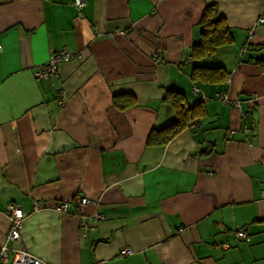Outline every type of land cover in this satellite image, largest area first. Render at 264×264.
Here are the masks:
<instances>
[{"label":"crops","instance_id":"crops-1","mask_svg":"<svg viewBox=\"0 0 264 264\" xmlns=\"http://www.w3.org/2000/svg\"><path fill=\"white\" fill-rule=\"evenodd\" d=\"M207 6L233 41L194 63ZM263 12L264 0H0V246L47 264H264ZM57 51L78 58L37 80ZM217 64L230 103L208 99L198 128L145 146L172 120L164 90ZM123 94L135 103L120 111ZM9 204L23 222L7 242Z\"/></svg>","mask_w":264,"mask_h":264},{"label":"trees","instance_id":"trees-1","mask_svg":"<svg viewBox=\"0 0 264 264\" xmlns=\"http://www.w3.org/2000/svg\"><path fill=\"white\" fill-rule=\"evenodd\" d=\"M263 23L259 22V24ZM201 34V39L194 45L191 53L194 63L204 59L211 60L219 48L230 45L233 41L229 28L226 26L224 19L216 13L214 6H207L203 11ZM249 58L244 59V57L239 56V62L246 63L250 61ZM255 63L258 65L259 71L264 73V58H259ZM54 76L56 75L50 77ZM188 78V89L174 85L164 90L161 103L166 107V110L171 112L172 120L159 129H151L146 137L145 146L164 147L184 130L198 128L199 122L206 114L204 103L208 99L220 100L222 95V102L230 103L225 101L223 97V95L226 96V80L229 78L223 66L219 64L211 67L195 66L188 74ZM211 87V95L208 96L204 91L210 90ZM134 103L132 96L123 94L121 97H114L113 106L120 111H124L133 106ZM236 103L238 106L240 105L238 102ZM242 240L250 243L247 234Z\"/></svg>","mask_w":264,"mask_h":264},{"label":"built area","instance_id":"built-area-1","mask_svg":"<svg viewBox=\"0 0 264 264\" xmlns=\"http://www.w3.org/2000/svg\"><path fill=\"white\" fill-rule=\"evenodd\" d=\"M75 5L77 7L82 6V0H75ZM258 22H264V14L261 15ZM71 58H78V55L73 57L72 54L66 51H57L53 52L50 57L48 64L46 66H41L34 70V77L37 80H46L50 76L56 75L58 71V66L63 61H67ZM228 82V79L226 80ZM224 100L227 101L226 96H224ZM222 99V95L220 96ZM63 103L62 100H59L58 104L61 105ZM238 105V104H237ZM81 204L88 203V200L85 198L79 199ZM69 203H59L55 205L54 210L58 212H67ZM6 214L10 217L9 223V231L6 236V241H16L19 239L20 230L22 228L23 222V212L21 208L14 204H9L6 209ZM104 218L102 215H96L95 219ZM86 227V226H84ZM87 229V228H86ZM237 236L239 238H245V234L243 232H238ZM132 252L129 248H124L122 250L123 255H130ZM0 264H47L37 259L35 256L29 254L25 249L14 250L13 248H8L7 245L0 246Z\"/></svg>","mask_w":264,"mask_h":264},{"label":"clouds","instance_id":"clouds-1","mask_svg":"<svg viewBox=\"0 0 264 264\" xmlns=\"http://www.w3.org/2000/svg\"><path fill=\"white\" fill-rule=\"evenodd\" d=\"M8 231H9V229H8ZM238 232H243V233L245 234L244 231H242V230H238V231L236 232V234H235L237 238H239V237L237 236V233H238ZM245 236H246V234H245ZM239 239H242V238H239ZM223 246H224L225 248H228L227 245H223Z\"/></svg>","mask_w":264,"mask_h":264},{"label":"rangeland","instance_id":"rangeland-1","mask_svg":"<svg viewBox=\"0 0 264 264\" xmlns=\"http://www.w3.org/2000/svg\"><path fill=\"white\" fill-rule=\"evenodd\" d=\"M262 14H264V12H263ZM262 14H261V15H262ZM261 15L259 16V18L261 17ZM259 18H258V20H259ZM258 20H257V23H259ZM217 100H218V99H217ZM220 100H221V99H220ZM221 101H222V100H221ZM227 101H228V100H227ZM234 104H235L236 107H238V105H237L236 102H235Z\"/></svg>","mask_w":264,"mask_h":264},{"label":"bare ground","instance_id":"bare-ground-1","mask_svg":"<svg viewBox=\"0 0 264 264\" xmlns=\"http://www.w3.org/2000/svg\"><path fill=\"white\" fill-rule=\"evenodd\" d=\"M69 206H70V204H68V209H69Z\"/></svg>","mask_w":264,"mask_h":264}]
</instances>
